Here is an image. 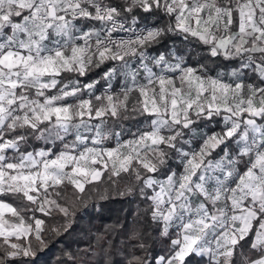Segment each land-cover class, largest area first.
Listing matches in <instances>:
<instances>
[{"label":"snow or ice","instance_id":"6c2138e0","mask_svg":"<svg viewBox=\"0 0 264 264\" xmlns=\"http://www.w3.org/2000/svg\"><path fill=\"white\" fill-rule=\"evenodd\" d=\"M116 200L60 264H264V0H0V264Z\"/></svg>","mask_w":264,"mask_h":264},{"label":"trees","instance_id":"16d2710c","mask_svg":"<svg viewBox=\"0 0 264 264\" xmlns=\"http://www.w3.org/2000/svg\"><path fill=\"white\" fill-rule=\"evenodd\" d=\"M177 44L179 46V42ZM192 59L195 61L197 56L193 55ZM130 207L135 206H130L126 201L116 200L114 203H106L103 211L98 212L90 208L88 213H78L68 232L62 233L61 236H53L47 246L37 252L32 258L34 264H60L66 259L67 252L83 253L88 250L90 244L95 246L98 230L111 226L118 217H123Z\"/></svg>","mask_w":264,"mask_h":264}]
</instances>
